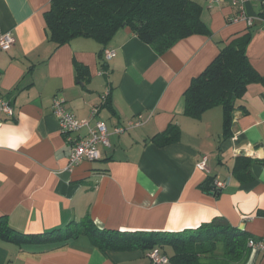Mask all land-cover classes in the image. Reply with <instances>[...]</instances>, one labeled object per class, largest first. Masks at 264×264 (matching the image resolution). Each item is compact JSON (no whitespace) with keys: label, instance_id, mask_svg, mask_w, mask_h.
Masks as SVG:
<instances>
[{"label":"crops","instance_id":"1","mask_svg":"<svg viewBox=\"0 0 264 264\" xmlns=\"http://www.w3.org/2000/svg\"><path fill=\"white\" fill-rule=\"evenodd\" d=\"M190 1L209 34L157 54L127 28L105 47L83 37L57 47L44 19L50 0H0V37L14 40L0 52V95L13 110L11 118L0 113V218L25 235L70 223L77 233L22 246L0 241V264H149L142 250L95 246L79 226L85 217L121 233L179 232L222 219L253 239L264 236V83L246 87L226 134L220 107L184 114L190 81L235 37L249 33L246 57L264 77V0H244L250 28L232 22L229 0ZM106 48L115 54L104 64ZM55 97L78 121L98 107L89 127L102 122L109 145L97 146V161L68 168L72 147L53 115ZM157 135L171 142L157 145ZM18 138V147L6 146ZM203 157L207 171L197 167ZM246 264H264V252L251 251Z\"/></svg>","mask_w":264,"mask_h":264},{"label":"trees","instance_id":"2","mask_svg":"<svg viewBox=\"0 0 264 264\" xmlns=\"http://www.w3.org/2000/svg\"><path fill=\"white\" fill-rule=\"evenodd\" d=\"M44 19L49 39L57 47L78 37L94 39L105 47L118 30L127 28L157 54H162L183 39L209 34L200 19V6L190 0H50ZM248 41L249 33L230 40L192 78L184 93V114L198 117L220 107L223 133L228 132L232 113L239 109L238 101L246 87L254 82L264 83V77L254 71L246 57ZM76 72L83 73L84 69L77 66ZM103 100L100 107L108 103V95ZM153 141L163 145L171 139L157 135ZM79 226L102 250L138 249L146 254L157 250L170 264H246L251 252L248 247L251 237L222 219L179 232H113L95 227L87 217ZM74 227L75 223H70L62 230L25 235L10 229L2 217L0 241L17 246L66 241L77 235Z\"/></svg>","mask_w":264,"mask_h":264},{"label":"built area","instance_id":"3","mask_svg":"<svg viewBox=\"0 0 264 264\" xmlns=\"http://www.w3.org/2000/svg\"><path fill=\"white\" fill-rule=\"evenodd\" d=\"M220 0H214L219 2ZM230 6L236 10L235 16L232 18V22H244L248 28L253 26L252 19L248 18L243 9L244 0H229ZM212 3V2H211ZM264 8V6H263ZM260 29L264 31V10L259 19ZM14 43V40L10 34H4L0 37V52L8 51ZM114 51L110 49L103 50V62L106 64L114 57ZM102 74V73H101ZM98 107L91 109L89 119L78 121L72 114L66 111L64 107V99L61 97H55L52 103V112L56 117L60 132L66 136V141L71 145L72 150L68 156V168H72L78 165L82 161L95 162L99 159L97 146L101 145L107 147L108 143V132L106 126L102 122H96L93 127H89V120L94 118L97 114ZM0 113L9 118L13 116V110L8 102L2 99L0 95ZM132 124L130 123V126ZM87 128L88 133L84 138L79 136H73L80 129ZM124 129L118 128L115 130L116 133H122ZM236 154L241 156L242 153L236 151ZM198 169L207 171L206 169V157L202 158V161L197 164ZM224 184L215 183L216 189L223 188ZM264 215V210H263ZM248 247L251 251L264 252V236L260 239H249ZM149 264H166L168 259L165 256L159 254L157 250H151L147 253Z\"/></svg>","mask_w":264,"mask_h":264},{"label":"clouds","instance_id":"4","mask_svg":"<svg viewBox=\"0 0 264 264\" xmlns=\"http://www.w3.org/2000/svg\"><path fill=\"white\" fill-rule=\"evenodd\" d=\"M24 141L22 138H18L12 142H9L6 146L8 148H12V149H15L16 147H18L20 144H22Z\"/></svg>","mask_w":264,"mask_h":264},{"label":"rangeland","instance_id":"5","mask_svg":"<svg viewBox=\"0 0 264 264\" xmlns=\"http://www.w3.org/2000/svg\"><path fill=\"white\" fill-rule=\"evenodd\" d=\"M168 254L170 253V250H167Z\"/></svg>","mask_w":264,"mask_h":264}]
</instances>
